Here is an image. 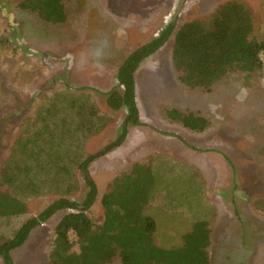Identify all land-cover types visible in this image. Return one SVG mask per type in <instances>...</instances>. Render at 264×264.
Returning <instances> with one entry per match:
<instances>
[{
    "label": "rangeland",
    "instance_id": "1",
    "mask_svg": "<svg viewBox=\"0 0 264 264\" xmlns=\"http://www.w3.org/2000/svg\"><path fill=\"white\" fill-rule=\"evenodd\" d=\"M20 1L0 0V191L27 212L0 234L58 198L82 200L88 174L98 188L87 211L93 221L104 219L102 195L117 182L155 219L156 244L180 246L204 220L210 264H264V72L233 71L207 90L181 82L172 61L176 30L208 21L230 1L249 9L254 34L264 38V0H185L174 22L181 0H70L62 23L44 21ZM171 22V37L135 72L136 100L147 104L141 124L118 128L125 113L115 119L107 106L117 70ZM171 108L204 115L210 125L187 128L166 115ZM128 127L135 128L134 152L114 153ZM67 211L36 227L12 251L14 264H49L55 226ZM69 237L79 249L76 232ZM108 264H121L120 257Z\"/></svg>",
    "mask_w": 264,
    "mask_h": 264
},
{
    "label": "trees",
    "instance_id": "2",
    "mask_svg": "<svg viewBox=\"0 0 264 264\" xmlns=\"http://www.w3.org/2000/svg\"><path fill=\"white\" fill-rule=\"evenodd\" d=\"M68 1L21 0L19 6L36 12L44 21L62 23L68 18ZM174 28L175 24L169 23L158 36L131 51L117 70L119 87L109 91L107 100L113 109H128V123L141 124L135 72L171 37ZM172 51L178 78L190 87L210 90L233 71L264 72V38L256 37L252 15L239 1L221 5L208 21L185 22L174 34ZM166 115L197 131L210 125L206 116L193 111L171 108ZM126 133L125 129L118 142L124 141ZM85 180L88 190L82 200L58 198L39 214L26 216L12 234H0L4 264H14L12 251L24 245L36 227L61 210L68 211L55 226L49 264H108L116 255L121 264H210L207 247L211 230L204 220H197L192 230L183 234L180 246L164 247L154 242L155 219L144 216L139 205L131 201L135 195L130 196L124 191L125 186L117 182L102 195L104 219L101 223L93 221L87 211L97 199L98 188L88 174ZM26 212L24 202L0 191V226L10 224ZM71 230L77 234L79 249L74 248L75 243L69 237Z\"/></svg>",
    "mask_w": 264,
    "mask_h": 264
},
{
    "label": "crops",
    "instance_id": "3",
    "mask_svg": "<svg viewBox=\"0 0 264 264\" xmlns=\"http://www.w3.org/2000/svg\"><path fill=\"white\" fill-rule=\"evenodd\" d=\"M107 104H108V101H107ZM137 105H138V108H139V112L141 113L140 115V117H142L143 118V116H144V108H147V104L145 105L144 104V101H138L137 100ZM108 106V108H109V111H108V114L109 113H112V116L116 119V118H118V115L117 114H120V115H122V113L124 114V116H125V120H123L120 124H118V122H116L117 124H118V128H127V125H126V123H128L127 122V114H128V109L126 108V107H122V108H120V109H113L112 107H110V105L108 104L107 105ZM141 119V118H140ZM128 130H129V132H128V136H127V141H125V142H123L122 143V146H121V148H119L118 150H116L114 153H120V154H125V155H128L127 153H132V152H134V150L132 149L134 146H135V128L133 129V127L131 128V127H128ZM193 130V129H192ZM131 132V133H130ZM116 143V142H115ZM110 145V144H109ZM123 150V151H122ZM100 152V151H99Z\"/></svg>",
    "mask_w": 264,
    "mask_h": 264
},
{
    "label": "water",
    "instance_id": "4",
    "mask_svg": "<svg viewBox=\"0 0 264 264\" xmlns=\"http://www.w3.org/2000/svg\"><path fill=\"white\" fill-rule=\"evenodd\" d=\"M184 1H185V0H181V3H180V5H179V7H178V9H177V11H176V13H175V15H174L173 22L175 21L177 15L179 14V12H180V10H181V7H182V5H183V3H184ZM114 144H115V143H112V144L108 145V147H107L106 149H104V150L98 152L96 155L98 156V155L103 154L106 150L110 149ZM86 173H87V172H86Z\"/></svg>",
    "mask_w": 264,
    "mask_h": 264
}]
</instances>
